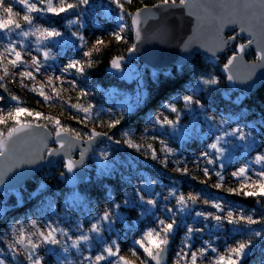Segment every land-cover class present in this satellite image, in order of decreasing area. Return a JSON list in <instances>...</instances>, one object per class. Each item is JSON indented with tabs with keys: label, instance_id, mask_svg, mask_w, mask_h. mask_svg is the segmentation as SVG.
<instances>
[{
	"label": "rangeland",
	"instance_id": "374dc122",
	"mask_svg": "<svg viewBox=\"0 0 264 264\" xmlns=\"http://www.w3.org/2000/svg\"><path fill=\"white\" fill-rule=\"evenodd\" d=\"M145 1L147 0H132L131 3H128L127 0H121L124 3V10L122 12L116 5L111 3V0H91L88 6L79 9V12L82 13L79 17V23L72 26L70 30L66 29V19L64 17L60 18H64L63 30H60L64 32V36L59 42H45L47 43V47H44L35 35L30 34L28 37H23L17 35L15 32L10 35L0 34V52H3L4 47L11 41L17 44L18 51L23 48L25 52L29 53L23 56L26 64L31 65V56H37L43 62L40 73L36 74L32 67L13 68L9 60L14 57L5 56L2 66H0V77H3V81L0 82L20 91L24 99L18 98L17 101L9 99L6 102L7 106L0 105V107L7 111L19 104L22 107L28 108L30 111H39L44 116L53 118L52 120H45L43 118L21 116L22 123L47 125L46 128L53 134H55L56 130H59L55 124L56 119H59L64 128L74 130L68 132L71 136L75 132L83 134L90 130L102 132L100 131L101 125L96 120L97 118L99 120L103 119L105 114H119L127 118L136 115L143 106L146 98V91L144 89L145 67H140L138 64L129 61L128 58L121 61V67L119 69H115L111 65L109 71L114 76L129 83L135 82L137 87L133 93L124 92L114 87L110 89L96 88V98H101L100 100L106 105L98 109L96 108L98 105L91 98V95H93V86L85 78V71L83 75H80L75 69L63 70L71 61H80L84 64L74 56L75 54L81 57H84V51H92L94 54L96 47L102 48L109 42L128 44L129 39L134 37V31L131 25L132 18L129 15L133 13L129 8L137 7L139 4L145 3ZM56 2L57 0H53V3ZM12 6L15 12H19L21 16L23 15V7L15 3V0H13ZM121 15L124 16L123 21L119 18ZM49 18H38L35 23L38 26L48 27L44 21L47 22ZM67 18L76 19L73 15H68ZM20 22L23 24L22 20ZM122 23L127 27L120 33L123 39L118 41L112 33L120 32L119 25ZM95 29L103 33V37L100 38L104 41L102 45H95L96 38L90 40L86 37V32ZM77 31L87 41V46L84 48L81 47L83 41L71 35L72 32ZM18 42H22V44ZM72 42H74V45H72ZM233 49L229 51H233ZM45 51L49 53L47 60H44L43 57ZM231 53L227 57L231 56ZM4 67L8 70L7 75H5L3 70ZM171 70L170 68L164 72H170ZM24 71H33L35 79L30 80L24 78L21 83V74ZM50 78L51 83H49ZM73 81L75 82V86L72 84ZM54 88L55 91L53 90ZM193 88L197 89L196 95L198 98L201 90L197 85H191L185 94H189ZM41 89H43L45 96L50 97L47 102L40 95ZM82 90L87 95L82 96ZM231 94L230 90L228 95L230 96ZM234 94L239 95L236 98L232 96L234 102H240L244 98V94L242 93ZM85 96L88 97L85 98ZM3 100L0 101V104L4 102ZM165 104L168 103H164L163 105ZM72 105H77V107L73 108ZM89 105H92L93 109L88 113V120L81 123L85 113L78 111V109L86 108ZM163 105L157 110L149 111L144 116L143 127L140 130L125 128L118 131L121 141L119 144L122 146L119 152L114 151L111 145H102L93 151L90 161L86 165V169L89 172L87 181L90 182L93 179L95 180L101 177L113 178V181L119 184L120 187L117 196H115L114 189L111 186L107 189V196L101 199L89 197L80 189L69 190L66 194H60V192L54 191L52 194L44 196L38 202L36 210H30L22 216L10 218L5 224L6 216L10 212L8 205L10 202L7 201V198L11 192L0 194L1 196L4 195V197H0V206L4 208V211L0 212V259H4L6 264H29L24 254L17 255L13 258L8 252L7 244L11 243L14 235L11 231L13 225H16L17 228L23 226L26 231L31 232L33 230L30 224L31 220H36L41 229L46 224L52 223L58 228L68 230L69 234L75 237L81 229L87 232L97 214H102L105 209L111 207L112 200L116 203H121L125 197L136 199L135 190L143 187L148 181L153 182L150 190L159 192L162 196L168 195L169 191H176L185 197L193 195L199 197L195 203L199 205L198 208H194V204L190 203L189 210L177 216V220L181 226L170 239L173 242L170 264H176L178 259L177 253L189 243L192 245V250L195 251L203 247L205 241H208L219 253L223 254L228 246L234 245L237 241L247 239L248 233L246 230L243 233L236 231L232 225L226 223L220 228L214 227V221L211 219L204 221L202 218L196 217L195 212H215L216 210L211 207V202L216 201L222 202L226 210L231 208L237 212L243 211L245 214L253 215L254 219H259L261 216H264V198L245 197L228 192L229 188L239 187L237 181L232 177L234 171L247 165L250 169L249 175H251L253 172L264 168V162H255L257 155H264V133H262L261 128L256 122L246 119V121L242 120L240 116L232 113L217 111L212 107L206 106L203 108L193 106L189 111L187 108H184L182 102H178L175 106L183 109V111H181L176 131L173 133L169 129L167 134H161V130L158 127H154L150 122L154 114L160 115L161 117L167 116L170 119L175 116V114H170L164 110ZM206 115H214L218 119L225 117L229 121L227 125L229 130L240 128L245 132L252 131L255 137V144L250 148H245L244 142L238 139L229 138L231 141L230 148L232 150L223 159L224 168L216 169L214 166L208 165L214 171H222L225 177L224 184L219 189L215 186L217 177L211 174L210 177L206 178L202 171L197 169L196 163H194L200 153L205 150L206 145L210 143L209 138L217 132L215 125L210 124L205 118ZM13 126L10 121L7 126H0V132H3L6 136L7 128ZM154 137L156 138L154 139ZM161 140L165 141L167 146L174 150V153L168 158L166 167L162 164V160L164 159V146L160 143ZM129 144L140 145L141 150L137 151L135 147H129ZM149 144L156 149L157 155L160 157L159 160L151 158L147 148ZM177 144H181V146ZM51 148H55V145H52ZM102 154H106L108 158L104 159ZM185 166L188 168L187 174H182L176 170L177 168L182 169ZM204 166H206L205 163L201 161L200 168ZM36 179H39V176ZM253 179H255L254 176ZM63 180L65 183L66 177ZM205 180H207V183H202ZM50 181L51 176L41 178L39 179V185L42 183H48L50 185ZM194 184L199 185L203 189H197L194 187ZM22 189L12 191L15 199L19 202L18 206L23 205L21 201ZM36 195L44 194H38L35 190L32 196ZM59 195L62 198L61 201ZM205 199L210 201L208 205L204 204ZM257 199H260L259 203H257ZM240 200L253 203V207L247 209V206L243 205ZM163 203L161 201V204ZM174 205L175 199L170 197L168 206L173 207ZM141 211L142 206L139 204L136 208L121 207L118 210V215L121 218H114L111 231H105L103 233V240H94L90 245L83 246L80 251L72 248V242L69 240L66 245L69 248L67 253L63 252L62 248L58 251L51 250L47 245L42 246L38 250V254L43 257V264H58L57 258L64 256H67L71 264H79L81 253L83 255H94L103 244L116 240L120 247V254L129 261H132L133 264H140L139 259L131 254V249L137 247L135 241L140 239L144 231L155 227L157 217L163 219L167 215L166 213L162 215L161 210L157 211L155 216L151 213L141 216ZM205 223L208 226L203 232H194L191 236L187 235L186 228L184 227L185 224L192 225L193 227H203ZM251 228L260 230L264 228V224L252 225ZM58 238L61 240L64 239L62 236ZM137 253L138 255H142V250L138 247ZM214 255V253L209 252L208 259H198L197 264H209V259ZM112 259L115 260V258ZM181 264H183V261H181ZM241 264H264V239L256 238L254 240L253 247L241 261Z\"/></svg>",
	"mask_w": 264,
	"mask_h": 264
},
{
	"label": "snow or ice",
	"instance_id": "6c2138e0",
	"mask_svg": "<svg viewBox=\"0 0 264 264\" xmlns=\"http://www.w3.org/2000/svg\"><path fill=\"white\" fill-rule=\"evenodd\" d=\"M91 0H57L56 3H53V0H15V3H18L23 7V15L21 16L19 12H15L13 9V0H0V34L10 35L16 33L17 35L28 37L30 34L35 35L38 41L44 47H47V43L59 42L63 38L64 32L58 30L54 26L43 27L36 25L35 21L38 18L50 17V18H61L66 19V29L70 30L72 26L79 23V17L82 14L77 11L82 9L90 4ZM128 3H131L132 0H127ZM111 3L116 5L118 9L122 12L124 10V3L121 0H111ZM188 0H158L157 4L152 6L153 9H176L179 7H187ZM223 10L224 17L227 18L229 23L241 22L249 23L248 29H241V32L245 30L252 31V25L249 22V17L253 16L256 10L252 5L246 3H235V4H224L221 6ZM149 11L147 6L142 9H138L135 14H129L132 18V27H135L137 30V36H139V24L140 16ZM37 14V15H33ZM73 15L76 19L67 18L68 15ZM260 14L264 16V9L260 11ZM19 17V18H18ZM120 20H124V16L121 15ZM23 21V24L20 21ZM49 24H52L53 21L49 19L47 21ZM26 26V27H25ZM125 24H120V32H114L112 35L115 36L116 40H122L121 32L124 31ZM31 30V31H30ZM256 34L252 39H249L247 44L236 45L233 49V54L227 58L226 63L223 67L226 72L230 74L227 76L229 81H233L237 78L236 74L232 73V68L237 64L239 60L242 59L244 55L247 54L248 48L253 44H256L258 48L257 59L264 65V19L261 20L260 25L256 26ZM71 35L76 37L78 40L83 41L81 47L84 48L87 46V41L84 40V37L79 34V32H72ZM237 39L236 35L229 36L225 39L223 36H220L215 40L216 46H223L227 48L229 45H233ZM47 42V43H45ZM22 44V42H18ZM104 41L102 39H96L95 45H102ZM187 47V43L185 42ZM136 45H133L128 51L131 53L135 51ZM95 51L98 53L100 51L99 47L95 48ZM29 53L25 52L23 48L18 51L17 44L9 41L7 46L4 47L3 52H0V66H2L3 59L5 56L14 57L9 60V63L13 68L19 67H32L36 74H39L42 67V60L37 56H31V65L25 63L23 56ZM84 57L89 58L87 66H92L91 57L93 55L92 51H84ZM49 53L45 51L43 53L44 60H47ZM124 57H117L112 60V67L119 69L121 67V61ZM249 70L254 69V65H245ZM69 69H75L76 72L80 75L84 74L85 65L80 61H71L69 62L63 71ZM5 75L8 74V70L4 67ZM253 72V71H252ZM250 72L249 75L252 74ZM24 78L30 80L35 79L33 71H24L21 74V83ZM0 81H3V77H0ZM198 81L201 85L214 86L218 83V80L215 77L209 75L208 78H205L203 75L198 78ZM51 83V78L49 79ZM75 86V82H72ZM0 87H3V84L0 83ZM26 87V86H25ZM55 91V88L53 89ZM202 90V89H201ZM197 89L193 88L189 94L183 96H176L174 100L170 103L163 105L164 110L168 111L170 114H175L174 118L170 119L167 116L161 117L160 115H155L151 118V123L154 127H158L161 130V134H167L170 129L173 133L177 129V125L180 120V114L183 109L177 108L176 103L182 102L184 108H187L189 111L193 106L198 108H203L204 104L201 99L197 98L196 95ZM40 95L43 97L44 101L47 102L50 97L45 96L43 89L40 91ZM58 95V93H57ZM81 95H87L83 90ZM4 99L3 96H0V101ZM11 100L17 101L18 97L11 96ZM73 108H76L77 105H72ZM93 109L92 105H89L86 108H79L78 111L85 113L84 118L81 120V123H84L88 120V113ZM26 117H35L43 118L45 120H52L53 118L44 116L43 113L39 111H30L28 108L22 107L19 104L14 108H11L5 111L0 107V126H7L11 121L13 127L7 128V137L0 132V158H7L9 141L12 140L13 136L17 133L25 132V130H30L40 127H47V125L31 123H22L21 116ZM210 124L215 125L217 132L214 133L210 138V143L206 145V148L203 152L200 153L199 157L196 158L194 163H196L197 169L202 171L203 175L208 178L211 174H214L217 177L216 188L219 189L223 186L225 177L222 171L213 170V168L208 167V165L214 166L216 169H223V159L230 154L232 148H230L231 141L229 138L238 139L241 142H244L245 148H250L255 144V137L252 131L245 132L240 128H233L229 130L227 125L229 121L225 117H220L219 119L214 115H206L205 117ZM97 123L100 125L104 124V121L97 118ZM56 128L59 130L55 131V143L59 145L58 148L47 149L48 156L57 155L59 152L68 147L73 141H81L85 144H91L94 140L104 137L109 141L113 140L112 136H109L107 132H96L95 130H90L87 133L75 132V134L70 138H65L66 134L69 131L67 128H64L61 125L59 119L55 121ZM120 124V119H113L108 122L107 127L109 129L115 128ZM156 137H154L155 139ZM116 144L121 143L120 140L114 141ZM160 143L164 146V159L162 164L166 167L168 164V158L174 153V150L169 148L165 141L161 140ZM129 147H135L137 151L141 150L140 145L129 144ZM234 147V146H232ZM151 158L154 160H159L160 157L157 155L156 149L152 145H147ZM81 157L84 156V152L80 153ZM104 159H107L106 154H102ZM203 161L206 166L200 168V162ZM82 161H73L71 158L67 159L64 162V167L68 173H72L76 168L78 163ZM255 162L260 163L264 162V155H257L255 157ZM178 172L182 174L188 173V168H177ZM249 167L247 165L240 167L237 171L232 173V177L239 184L238 188H229L228 192L235 195H243L245 197H257L264 198V168L259 171L253 172L249 175ZM61 177L65 175L64 172L60 173ZM253 176L255 179H253ZM2 182V181H0ZM202 183H207V180L202 181ZM153 184L152 181H148L143 187H140L135 190L136 199H129L125 197L121 203H116L114 200L111 202V207L105 209L103 213H98L94 218V222H91V227L87 232L80 230L78 235L73 237L69 234L68 230L58 228L55 224L49 223L41 229L36 220H31L30 224L32 226V231H26L25 227L21 226L17 228L16 225H13L11 231L13 232V239L11 243L7 244L8 252L15 258L17 255L24 254L29 264H43V257L38 254V250L42 246L52 245L58 248H62L63 252L67 253L69 248L66 246L67 241H71V247L80 251L83 246H88L94 240L102 241L103 233L105 231H111L112 224L115 219H120L118 215V210L121 207L124 208H136L139 204L142 206V211L140 215H146L151 213L153 216L156 215L157 211L162 210V215L166 213L165 218L157 217L155 221V227L149 228L143 232L140 239L135 241V245L142 250V255H138L137 247L131 249V254L134 257L139 259L140 264H162L163 257L167 252L168 245L172 235L176 230L181 226L177 220L179 214H183L189 210L190 203L195 204L199 199L198 196H189L185 197L183 194L177 193L176 191H169L168 195H161L159 192L151 191L150 186ZM170 197L175 199V205L173 207L168 206ZM161 201L164 203L161 204ZM260 202V199H257V203ZM209 200L205 199L204 204L208 205ZM211 207H213L215 212H204L196 211L195 216L202 218L204 221L211 219L215 222L214 227L220 228L225 223L232 225L236 231L248 233V238L240 240L234 243V245L228 246L225 249L223 254L219 253L218 250L211 245L210 242L205 241L204 246L193 251L192 245L186 244L185 248L181 249L177 253L176 264H197V260L208 259V253H214L215 255L209 259V264H241V261L248 254L251 248L254 245V240L256 238L264 239V228L256 230L251 228L252 225L264 224V216H261L259 219H254L253 215L245 214L243 211H235L234 209H225L222 202H211ZM4 208L0 206V212H3ZM208 225L205 223L203 227H193L192 225L185 224L187 235L191 236L194 232H203ZM63 237L61 240L58 237ZM186 249V250H185ZM112 258H115L113 260ZM58 264H71L67 259V256L58 257ZM0 264H6L4 259H0ZM79 264H133L132 261H129L124 256L120 254V247L116 240H112L110 243H105L103 246L94 254L83 255L81 253V259Z\"/></svg>",
	"mask_w": 264,
	"mask_h": 264
},
{
	"label": "water",
	"instance_id": "95a60500",
	"mask_svg": "<svg viewBox=\"0 0 264 264\" xmlns=\"http://www.w3.org/2000/svg\"><path fill=\"white\" fill-rule=\"evenodd\" d=\"M229 3H246L254 7L256 12L249 17L252 31L241 32L242 28H249V23L228 22L221 6ZM147 8L149 11L144 12L139 18V36H137L136 28L132 27L134 45L137 47L135 51L128 52L127 57L129 61L157 74L172 67H185L198 57L224 58L228 55L229 50H232L236 45L247 44L248 40L256 34V26L260 25L261 20L264 19V16L260 14V11L264 9V0H188L187 7L159 10L153 9L152 6ZM233 35L237 36L233 45H229L227 48L216 46L215 40L220 36L227 39ZM253 53L256 55V60H248V57ZM257 53L256 44L248 48L247 54L232 68V73L237 76L233 81L227 79L230 73L223 68L222 74L226 77L232 94L242 93L249 96L264 87V65L258 61ZM245 65H254L255 67L249 70ZM250 72H252L251 75H249ZM108 135L112 136L109 133ZM70 137L72 136L67 133L65 138ZM55 139V134L46 127H34L15 134L9 141L7 158H0V181H2L0 182V194L24 188L44 171L56 168L59 163H64L69 158L73 161H82L77 164L72 173L64 170L67 189L77 190L89 178L86 165L94 150L102 145L122 148L114 140L109 141L100 137L91 144L73 141L57 155L48 156L47 149H51L52 145H55V148L59 147L55 143ZM81 152H84L83 157L80 155ZM49 189L48 183H42L38 186L37 193L45 194ZM193 206L194 208L199 207L198 204ZM172 245L173 242L170 240L162 264H170ZM49 248L54 251L60 250L52 245H49Z\"/></svg>",
	"mask_w": 264,
	"mask_h": 264
},
{
	"label": "trees",
	"instance_id": "16d2710c",
	"mask_svg": "<svg viewBox=\"0 0 264 264\" xmlns=\"http://www.w3.org/2000/svg\"><path fill=\"white\" fill-rule=\"evenodd\" d=\"M157 3L158 1L156 0H147L145 1V3L139 4L137 7H130L129 9L134 14L138 9H141L145 6L150 7ZM49 19L53 21L52 24L44 21L48 27L54 26L58 30H63L64 18ZM86 37L90 40L95 38L100 39L101 37H103V33L100 30L95 29L86 32ZM243 42H246V40H243ZM133 45L134 37H131L129 39L128 44L115 42L107 43L102 48H100V51L98 53L95 52L92 55V66L90 67L87 66L89 58L83 56L81 57L78 54L74 55L85 65V78L90 81L91 85L93 86V95H89H91L92 100L98 105V107L96 106L97 109L105 107L106 105L100 100L101 98H96V88L110 89L114 87L124 92H135L137 87V84L135 82L129 83L125 80H121L109 71L112 65V60L117 57H124V59L128 58V49ZM230 52H232V55L233 51H229V55ZM227 58V56L226 58L224 57L221 59L198 57L192 63L185 67H172V70L170 72H164L161 74H153V72H150L145 68L144 89L146 91V98L140 111L136 115L128 118L120 116L119 114H105L103 119H101L102 121H104V124L101 125L100 131L111 134L114 141L120 140L118 134V131L120 129L134 128L135 130H140V128L143 127L144 116L149 111L159 109L164 103H170V101L174 100L176 96L184 95L191 85H197L200 90L202 89L199 93L198 98L201 99L204 106L212 107L217 111L238 115L242 120L246 119L254 121L259 125L262 133H264V87L252 95H244V98L240 102H234L233 97L236 98L239 95H228L230 88L227 85L226 77L222 74V70L224 68L223 65L224 63H226ZM248 60L255 61L256 55L254 53L251 54L248 57ZM202 75L205 78H208L209 75L215 77L218 80V83L215 86L201 85L198 81V78ZM13 95L18 97L19 99H24V96L20 91L15 90L12 86L3 84V87H0V96L4 97V102L0 105L7 106L6 102L11 99V96ZM87 97L88 96H85V98ZM113 119H120V124H118V127L116 128L109 129L107 127V124ZM177 145L181 146V144ZM112 148L116 152L120 151L115 146H112ZM64 170V163L61 162L56 168L52 170H46L39 175V179L51 176L50 189L44 195L32 196L35 190L37 192V188L40 182L39 179L36 178L30 181L21 190V201L23 203L22 206H18L19 202H17V200L15 199L14 193L11 192L9 194L10 196L7 198V201L10 202L8 204L10 207V212L6 216V220L4 221V223L6 224L10 218L22 216L30 210H36L38 202L44 196L52 194L54 191H58L60 192V194L68 193L69 190L67 189L63 180L66 175H64L63 177H61L60 175L61 172L65 173ZM110 186L114 189L113 191L115 196H117L119 194L118 191L120 190V187L119 184L113 181V178L101 177L95 180L93 179V181L90 182L87 181L81 186L80 190L83 193H86V195H88L89 197L101 199L107 196V189ZM194 187H196L197 189H203L197 184H194ZM0 197H4V195H0ZM59 198L61 201L62 198L60 195ZM240 202L243 203V205L247 206V209H251L253 207V203L249 201L240 200Z\"/></svg>",
	"mask_w": 264,
	"mask_h": 264
},
{
	"label": "flooded vegetation",
	"instance_id": "af4514ba",
	"mask_svg": "<svg viewBox=\"0 0 264 264\" xmlns=\"http://www.w3.org/2000/svg\"><path fill=\"white\" fill-rule=\"evenodd\" d=\"M85 184V183H84ZM82 186V185H81ZM81 186L78 188V189H80L81 188ZM48 248H49V245H48ZM50 249V248H49Z\"/></svg>",
	"mask_w": 264,
	"mask_h": 264
}]
</instances>
